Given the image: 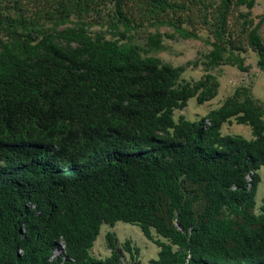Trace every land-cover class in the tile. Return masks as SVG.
<instances>
[{"label": "trees", "instance_id": "16d2710c", "mask_svg": "<svg viewBox=\"0 0 264 264\" xmlns=\"http://www.w3.org/2000/svg\"><path fill=\"white\" fill-rule=\"evenodd\" d=\"M255 3L0 0V264H121L111 232L110 254L90 253L117 221L159 247L133 264H264V103L241 87L197 120L173 118L217 94L215 68L248 70L242 53L264 70ZM201 29L210 48L187 64L198 79L150 54ZM232 119L252 137L222 134Z\"/></svg>", "mask_w": 264, "mask_h": 264}, {"label": "rangeland", "instance_id": "374dc122", "mask_svg": "<svg viewBox=\"0 0 264 264\" xmlns=\"http://www.w3.org/2000/svg\"><path fill=\"white\" fill-rule=\"evenodd\" d=\"M243 10L244 7H241ZM264 13V0H257L252 8V16L257 20L260 14ZM66 24L72 25L74 19ZM99 27L92 26L90 31L95 33ZM161 32H172V28L162 25L157 27ZM150 30L154 31L155 28L151 27ZM259 34L264 39V21L259 26ZM200 38H183L175 34L172 38L163 36V47L160 50L151 51L150 54L159 56L163 61L170 64L184 65V71L181 73V78L186 80L198 79L204 72L201 65L192 66L187 65L188 61H193L198 57H202L206 53L210 45L205 43V39L209 38L208 32L205 29L199 31ZM135 39V38H134ZM133 39V40H134ZM138 44H142V39L134 40ZM245 64L249 65L248 70L241 71L234 66L221 65L213 70L218 75L220 85L217 94L208 101L198 103L195 97H190L187 100L186 106L181 109L173 111V118L177 120L178 116L183 115L186 119L197 120L205 115L210 109L218 107L220 103L236 88L245 87L264 103V70L260 69L257 62V54L251 50L242 53ZM222 134H240L249 139L252 137L251 127L247 124L236 123L233 119L230 122H225L221 126ZM260 181L257 184L255 195L254 211H260L261 198L264 195V165L258 169ZM111 232L114 234V242L121 250V264H133L134 261L139 260L141 263H148L151 258H157L159 247L151 240L147 239L140 227L137 224L117 221L113 226L103 223L100 227L99 234L97 235L91 254L98 258H104L110 254L106 233ZM153 236L157 235L153 233ZM161 240H165L159 237ZM125 240L130 241L132 248H138V251H133V258L128 251L123 249ZM135 246V247H134ZM59 248L54 249V254L60 253Z\"/></svg>", "mask_w": 264, "mask_h": 264}, {"label": "crops", "instance_id": "0c3cea01", "mask_svg": "<svg viewBox=\"0 0 264 264\" xmlns=\"http://www.w3.org/2000/svg\"><path fill=\"white\" fill-rule=\"evenodd\" d=\"M257 1V0H256ZM256 4V3H255ZM257 98V97H256ZM93 246V245H92ZM92 248V247H91ZM91 248H90V253H91Z\"/></svg>", "mask_w": 264, "mask_h": 264}]
</instances>
